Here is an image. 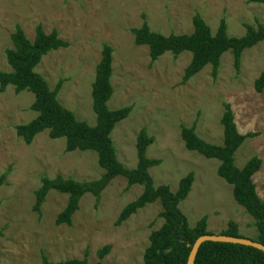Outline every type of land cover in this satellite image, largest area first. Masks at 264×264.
Masks as SVG:
<instances>
[{"label":"rangeland","instance_id":"374dc122","mask_svg":"<svg viewBox=\"0 0 264 264\" xmlns=\"http://www.w3.org/2000/svg\"><path fill=\"white\" fill-rule=\"evenodd\" d=\"M195 13L212 33L224 18L227 34L235 37L243 35V24H254L255 18L264 24V5L248 0H0V70H11L5 50L13 47L10 36L16 25L30 41L37 25L45 33L57 30L67 46L42 56L35 71L50 88L61 79L59 102L77 120L94 125L91 85L102 47L109 45L113 93L107 105L131 106L110 134L117 159L126 168L135 167L136 139L144 128L153 137L146 156L161 161L149 168L155 186L166 184L175 191L179 179L193 173L190 192L179 205L189 225L206 216L207 230L219 234L233 221L241 235L254 238V219L234 200L232 186L217 174L220 162L186 149L180 130L194 124L198 137L222 145L220 119L228 103L239 133H255L235 151V164L240 168L252 156L261 159L252 179L258 196L264 198V89H254L264 69V42L242 53L238 71L226 51L215 77L207 65L181 84L191 53L165 52L151 63L148 47L136 45L131 32L145 18L151 30L163 35L191 33ZM33 100V93H16L12 85L0 92V175L5 174L0 186V264H41L42 255L51 262L86 255L93 263L99 260L96 251L106 244L111 248L101 264H141L150 233L163 223L159 201L115 225L122 208L141 193V185L127 189L126 179L117 176L99 198L84 194L70 225L55 224L66 204L65 194L50 190L41 213L32 209L41 177L90 181L103 172L95 152H67L65 138L52 139L48 130L36 134L30 144L16 134L17 125L37 115L31 109Z\"/></svg>","mask_w":264,"mask_h":264},{"label":"trees","instance_id":"16d2710c","mask_svg":"<svg viewBox=\"0 0 264 264\" xmlns=\"http://www.w3.org/2000/svg\"><path fill=\"white\" fill-rule=\"evenodd\" d=\"M264 5V0H248ZM137 28H132L134 43L148 47L150 62L152 63L165 52L174 56L183 51L191 53L190 62L184 68L181 84H185L205 66H211L212 77H215L220 66V58L229 51L233 56V65L239 70L242 53L260 42H264V24L257 18L254 24L244 23L245 32L235 37L227 34L225 19L221 18L215 33L203 20L199 13L192 17L193 31L186 34L169 33L163 35L150 29L145 18ZM13 47L5 50L6 61L11 70H0V92L8 85L19 93L23 90L34 95L31 109L37 115L25 124L15 127L16 134L26 144H30L36 134L48 130L52 139L65 138V151L72 152L93 151L97 155L99 166L103 172L99 178L90 181H77L60 175L54 178L41 177V184L35 190V201L32 209L41 213V205L50 190L67 195L63 209L56 215V225H70L73 214L79 207V201L86 193L99 198L104 188L117 176L126 179V188L141 185V193L120 211L115 225H120L137 210L146 204L159 201L161 211L158 216L163 219L161 226L149 235V244L144 249L141 264H186L188 254L194 241L205 234H212L207 230L206 216H202L193 226H190L179 205L190 192L194 176L188 172L178 181L175 191H171L166 184L155 186L149 173V168L161 161L146 156V148L153 142L142 128L136 139L135 167L126 168L117 159L115 146L110 134L115 124L126 118L131 106L110 109L107 105L113 89L112 76V48L104 44L101 57L95 68V76L91 85L92 110L95 114V124L89 125L85 121L76 119L75 114L66 109L58 100V93L62 85L60 79L50 88L45 79L35 71L42 56L50 50L67 46L59 38L57 30L45 33L41 25L35 28V36L30 41L19 25L10 36ZM254 89L261 92L264 89V69L254 81ZM220 122L223 126L222 145L211 144L195 133V125L181 126L180 136L186 149L195 151L207 159H217L220 163L217 174L232 186L234 200L244 208L245 212L254 219L256 235L248 238L264 245V198L261 199L253 182L254 174L261 166V159L252 156L242 167L235 164L234 153L247 137H254L255 133H239L234 122V116L228 103L224 104V112ZM5 174L0 175V186ZM219 234L244 237L238 232V226L228 221L226 229ZM110 245L106 244L96 251L98 261L90 263L86 255L80 259L72 258L58 262L48 261L41 256V264H101V259L109 252ZM193 264H264V252L251 246L235 243L206 241L203 242L194 259Z\"/></svg>","mask_w":264,"mask_h":264},{"label":"water","instance_id":"95a60500","mask_svg":"<svg viewBox=\"0 0 264 264\" xmlns=\"http://www.w3.org/2000/svg\"><path fill=\"white\" fill-rule=\"evenodd\" d=\"M206 241L241 244V245H245V246L254 247V248L259 249V250L264 252V245H262L261 243H259L257 241L248 239V238L233 237V236H228V235H223V234H205V235L198 237L194 241V243L190 249V252L188 254L186 264H193L194 263L196 253H197L200 245Z\"/></svg>","mask_w":264,"mask_h":264}]
</instances>
